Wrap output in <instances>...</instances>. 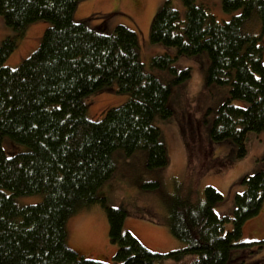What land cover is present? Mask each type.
<instances>
[{
	"label": "trees",
	"instance_id": "1",
	"mask_svg": "<svg viewBox=\"0 0 264 264\" xmlns=\"http://www.w3.org/2000/svg\"><path fill=\"white\" fill-rule=\"evenodd\" d=\"M79 1L0 0V14L15 31L0 45V264H228L246 256L240 252L233 258L234 250L262 247L264 239L244 241L242 235L244 223L264 201V168L239 179L245 189L234 193L231 214L216 210L225 198L212 185L201 191L179 188L169 195V229L185 243L181 248L153 251L123 231L126 210L108 205L97 190L116 168L117 149L127 155L143 150L151 169L168 163L153 119L173 114L171 88L190 71L181 69L170 81L160 79L140 59L134 30L119 24L106 33L74 21ZM181 1L184 18L171 0L163 2L152 19L150 41L176 47L177 55L208 53L206 82L230 84L211 137L231 139L242 157L246 133L264 130L263 46L245 27L255 11L264 33V0H221L226 11L242 8L222 22L196 0ZM38 20L50 22L39 47L17 67L5 65L27 27ZM175 57L165 52L150 63L176 72ZM114 82L116 91L129 98L109 107L102 119H89L84 98ZM234 99L247 104L237 105ZM4 135L29 148L8 155ZM21 194L42 198L19 205L14 196ZM92 203L106 211L109 239L117 247L112 262L79 255L66 244L68 217Z\"/></svg>",
	"mask_w": 264,
	"mask_h": 264
},
{
	"label": "rangeland",
	"instance_id": "2",
	"mask_svg": "<svg viewBox=\"0 0 264 264\" xmlns=\"http://www.w3.org/2000/svg\"><path fill=\"white\" fill-rule=\"evenodd\" d=\"M165 0H80L74 10V21H85L89 27L103 32H112L121 24L137 33L140 59L147 70L162 80H172L181 69L189 68L190 75L171 88L169 105L173 114L169 117L155 115L153 122L160 129L164 141L168 163L160 168L151 169L146 165V154L137 150L125 154L122 149L114 152L116 168L113 174L97 190L106 198L110 206H122L126 210L123 231L133 233L146 247L153 251L166 252L181 248L185 243L174 237L168 224L166 199L179 188L193 187L201 191L206 185L214 186L224 195V201L217 207L223 213L231 214L234 209V193L244 191L245 186L237 183L247 174L264 168V130L246 133V153L237 155V146L229 138L216 141L211 137V127L218 107L229 97V83H207L205 70L209 64L206 51L194 55H177V48L150 41V26L154 15ZM222 22L242 12V8L231 11L223 9L221 0H196ZM171 3L185 17V7L181 0ZM246 29L263 46L264 33L257 12H253L245 22ZM50 25L47 20L31 23L18 41L17 47L5 61V65L15 68L40 43L45 29ZM13 28L7 26L0 14V45L8 35H14ZM169 53L177 56L172 62L176 72L168 68L152 66L150 61L155 55ZM117 83L108 88L92 92L85 98L86 116L91 120L102 119L111 106L123 104L127 93L116 91ZM233 102L246 106L242 99ZM3 148L8 155L27 150L25 143L3 136ZM10 193L9 191H7ZM19 205L33 204L41 200V194H21L14 196ZM259 213L249 226L244 241L264 239V214ZM248 219V221L250 220ZM247 221V222H248ZM228 228L231 225L228 224ZM66 244L71 249L88 258L112 262L117 247L109 239V224L105 209L99 203L79 207L66 221ZM259 236V237H257ZM256 237V238H251ZM251 250V249H250ZM240 252L246 256L239 257ZM235 262L228 264H264V243L253 247L252 251L234 250Z\"/></svg>",
	"mask_w": 264,
	"mask_h": 264
},
{
	"label": "crops",
	"instance_id": "3",
	"mask_svg": "<svg viewBox=\"0 0 264 264\" xmlns=\"http://www.w3.org/2000/svg\"><path fill=\"white\" fill-rule=\"evenodd\" d=\"M216 210L220 213V214H223V212L221 211V210H219V208L218 207H216ZM261 210H263V214H264V201H263V204H262V207H261ZM262 214V215H263ZM248 221V220H247ZM245 222L244 223V225H243V234L245 235V234H247V230H248V228H249V226H251V225H254V223H255V219H250L248 222ZM248 235V234H247ZM257 237H259V236H257ZM251 238H256V237H251Z\"/></svg>",
	"mask_w": 264,
	"mask_h": 264
}]
</instances>
